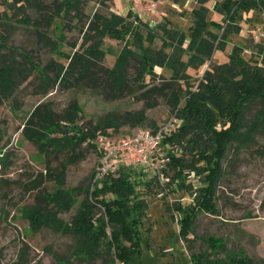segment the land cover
Wrapping results in <instances>:
<instances>
[{"label": "trees", "instance_id": "trees-1", "mask_svg": "<svg viewBox=\"0 0 264 264\" xmlns=\"http://www.w3.org/2000/svg\"><path fill=\"white\" fill-rule=\"evenodd\" d=\"M108 1L100 0L102 8L85 20V0L0 3L5 6L0 10V103L14 98L21 84L34 74L41 80L39 93L43 96L58 83L72 82L77 89L89 87L107 96L126 94L145 99L158 95L168 99L172 116L180 120V125L164 140L173 146L164 170H172V182L188 192L189 174L195 172L202 182L189 204L179 201L167 208L177 214L180 232L188 242V264H258L243 248L230 249L224 237L214 234L203 236L206 249L193 251L190 234L201 214H220L217 192L227 173L225 163L230 155L238 156L256 144L264 129V43H256L257 51L249 59L243 55V47L235 46L227 61L209 63L196 83L189 68L198 69L210 62L217 48H225L228 35L243 28L238 24L242 12L257 8L264 13V0L217 1L215 9L223 14V21L217 23L207 19L210 0H198L199 5L191 12L193 23L187 47L186 32L170 27L169 21L150 27L131 9L125 15L111 11ZM74 17L81 21L83 35L80 47L69 53L64 50L68 44L65 31ZM11 26L35 34L54 57L44 65L37 62L26 48L10 42L14 32ZM106 37L116 38L124 46L114 65L102 68ZM157 37L162 40L160 49L154 45ZM186 54L188 60L184 59ZM157 66L168 69L171 75L161 77L160 84H150L148 77H157ZM254 105L259 108L250 117ZM79 111V105L72 102L60 122L46 104L38 105L24 124V136L49 157L53 151H75L85 142L96 147L92 143L95 138L120 126L117 115L111 113L84 129L75 121ZM147 120L144 109L130 118L133 126L144 125ZM64 122L71 124L62 129ZM149 124L158 127L155 121ZM95 172L80 199L76 188L66 186L65 167L55 174L50 170L52 187L41 190L34 204L24 205L21 215L33 231L48 227L74 235L72 255L88 264H98V260L99 264H144L134 263V255L144 251L143 225L148 205L140 194L143 184H150L148 178L137 168L122 167L116 175L107 176L101 186L91 189ZM73 207L72 220L64 221L60 214ZM12 264L26 263L20 260Z\"/></svg>", "mask_w": 264, "mask_h": 264}, {"label": "rangeland", "instance_id": "rangeland-1", "mask_svg": "<svg viewBox=\"0 0 264 264\" xmlns=\"http://www.w3.org/2000/svg\"><path fill=\"white\" fill-rule=\"evenodd\" d=\"M217 1L223 0H210L207 3V19L211 23L223 21V14L215 9ZM0 3L6 5L7 0H0ZM106 5L111 11L125 15L131 8V1L109 0ZM198 5V0H157L155 11H145L141 13V18L150 27H157L159 23L167 20L170 27L185 31L187 47L190 41V26L193 23L191 12ZM4 8V5H0V10ZM99 8H102L100 0H85V14L82 18L87 19ZM80 22L78 17H74L65 31L68 41L64 46L66 52H73L80 47L83 35ZM238 24L243 27L241 31L231 32L225 48H217L210 62H205L198 69L189 68L194 83L204 75L209 63L227 61L235 46L243 47V55L249 59L257 51L256 43H264V35L257 40L254 37L257 26L264 27V13L259 9L242 12ZM11 28L14 32L10 42L26 48L37 62L44 65L54 57L48 48L38 42L35 34L24 28ZM154 45L160 49L161 38L157 37ZM123 46L124 43L116 38L106 37V56L101 62V67H112ZM184 59L188 60L189 55L186 54ZM62 60L67 62L65 58ZM155 70L158 75L153 80L148 77L150 84H160L161 77L169 78L171 75L168 69L159 66ZM40 83V78L34 74L21 84L14 98L0 103V264H12L20 260L26 264H88L72 255L74 235L56 232L48 227L33 231L29 221L21 215V208L34 204L41 190H49L52 187L54 181L50 170L55 174L63 167L66 168V186L76 188L82 199L91 174L99 165L100 154L96 144L101 140H117L141 128H154L149 124L150 121L162 125L174 116L168 99L158 95L145 99L126 94L113 97L89 87L77 89L70 82L68 85L58 83L43 96L39 93ZM72 102L79 105L80 111L75 121L84 129L96 125L102 117L111 113L117 115L120 126L117 129L109 128L106 136L99 135L95 138L92 143L96 147H91L85 142L75 151H53L46 157V154L40 152L37 143L24 136V124L36 106L45 104L52 109L56 121H60ZM258 108L259 105L252 106L249 116L253 117ZM143 109L148 119L146 124L133 126L131 115ZM63 124L61 128L65 129L71 123ZM225 165L227 173L217 192L220 214L203 213L199 216L194 231L190 234L193 239L192 249L196 252L206 249L208 245L203 236L214 234L224 237L228 248H243L258 264H264V129L257 136L256 144L250 145L238 156L232 158L230 155ZM163 174L165 179L162 173L145 177L150 184H143L141 187L143 192L140 195L148 205L143 225L145 242L143 254L134 255V263L190 262L191 251L180 232L178 216L167 208L179 201L189 204L202 182L195 172L189 174L188 192L177 188L178 184L172 182V170L166 169ZM75 210L73 207L70 211L62 212L60 216L64 221H71ZM100 262L101 260H98V264Z\"/></svg>", "mask_w": 264, "mask_h": 264}, {"label": "built area", "instance_id": "built-area-1", "mask_svg": "<svg viewBox=\"0 0 264 264\" xmlns=\"http://www.w3.org/2000/svg\"><path fill=\"white\" fill-rule=\"evenodd\" d=\"M131 10L141 17V13L154 12L157 0H130ZM228 22V21H227ZM138 24L137 21H135ZM264 27L257 26L255 39H261ZM180 125V120L173 117L170 121L156 128H141L132 134L117 140H101L96 144L100 154L99 165L92 179V187L101 186L109 175H116L122 167H132L143 171L146 177L162 173L169 161L170 143H164L166 136L171 135ZM165 179V177H164ZM169 177L166 178L168 180Z\"/></svg>", "mask_w": 264, "mask_h": 264}]
</instances>
